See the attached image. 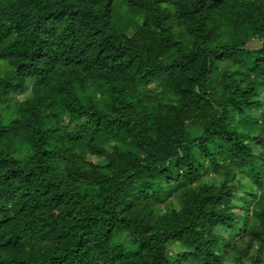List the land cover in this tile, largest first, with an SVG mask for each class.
I'll use <instances>...</instances> for the list:
<instances>
[{
    "label": "trees",
    "instance_id": "obj_1",
    "mask_svg": "<svg viewBox=\"0 0 264 264\" xmlns=\"http://www.w3.org/2000/svg\"><path fill=\"white\" fill-rule=\"evenodd\" d=\"M121 2L0 0V264H264V0Z\"/></svg>",
    "mask_w": 264,
    "mask_h": 264
},
{
    "label": "rangeland",
    "instance_id": "obj_2",
    "mask_svg": "<svg viewBox=\"0 0 264 264\" xmlns=\"http://www.w3.org/2000/svg\"><path fill=\"white\" fill-rule=\"evenodd\" d=\"M114 7H115V15H114L115 24L120 29L127 30L129 20H128V16L126 14V11H125V6L122 4L121 0H114ZM259 43L260 42L258 40H254L252 44L255 46H259ZM25 95H26V93H24V94L17 93V94H13V98H17L19 100H22L25 97ZM263 96H264V92L262 94V97ZM260 110H258L257 112H259Z\"/></svg>",
    "mask_w": 264,
    "mask_h": 264
}]
</instances>
